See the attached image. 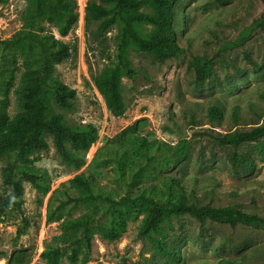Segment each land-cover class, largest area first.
Here are the masks:
<instances>
[{"label":"rangeland","instance_id":"rangeland-1","mask_svg":"<svg viewBox=\"0 0 264 264\" xmlns=\"http://www.w3.org/2000/svg\"><path fill=\"white\" fill-rule=\"evenodd\" d=\"M76 1L79 19L68 36L62 37L56 27L44 25L45 33L72 51L71 57L54 66L52 76L76 90L77 97L71 109L56 110L71 126H94L98 139L79 170L61 160L52 140L49 151L31 157V166L43 176L39 186L26 181L22 174L17 176L23 183L24 211L30 227L21 236V215L11 212L0 218V252L6 255L0 256V264H8L11 253L22 248L35 250L31 264H47L40 256L44 244L60 233L66 217L48 223L47 207L53 193L75 175L91 173L106 191H120L109 154L125 149L131 157L137 156L129 130L137 123L140 128L135 137L150 151L161 154L154 171L179 177L189 188L195 187L199 204L231 205L264 217V140L237 150L256 162L255 171L250 173L235 171L231 163L234 147H223L210 136L247 131L264 122V28L259 26L264 14L262 0H179L175 27L185 52L161 62L131 50L129 56L138 75L136 79H122L125 113L119 118L107 110L94 82L107 67L116 64L119 26L99 34L98 23L88 24L83 11L90 0ZM32 7L29 0L0 3V109L11 120L22 110L19 89L26 67L24 56L10 43L30 31L26 24ZM150 30L146 28L147 33ZM32 31L40 33L38 28ZM195 57L215 63L212 75L201 86L196 84V73L190 66ZM212 104L223 109L221 126L206 118V109ZM234 111H238V120L233 118ZM3 167L4 159L0 158V199L9 194ZM143 217L133 216L115 243L97 238L91 260L85 261L80 253L78 260L71 262L64 251L60 264L264 263V228L210 219L201 222L189 216L174 218L163 225L164 236H154L181 255L178 261L164 256L158 242L140 238Z\"/></svg>","mask_w":264,"mask_h":264},{"label":"trees","instance_id":"trees-1","mask_svg":"<svg viewBox=\"0 0 264 264\" xmlns=\"http://www.w3.org/2000/svg\"><path fill=\"white\" fill-rule=\"evenodd\" d=\"M29 1L33 6L26 24L30 31L10 43L25 59L24 82L19 89L22 110L11 120L0 109V158L4 159V183L9 189V194L0 199V218L11 212L21 215L23 228L18 234L21 236L25 235L30 222L24 211L23 183L17 176L22 174L34 186H39L43 177L39 170L31 166V157L49 151L52 140L61 160L79 170L85 165V154L98 139L94 126H71L57 112V108L71 109L77 97L76 90L52 76L54 66L71 57L72 51L68 45L44 32V25H52L60 36H68L79 19L77 1ZM178 1L87 2L86 22L98 23L99 34H106L114 26H119L116 64L94 78L106 108L113 117L119 118L125 113L122 79H136L138 75L129 56L131 50L149 54L161 62L179 58L185 52L178 42L175 27ZM262 2L264 6V0ZM259 26L264 28V14ZM148 27L151 30L147 33ZM33 28H38L40 33L33 32ZM245 57L249 63L257 66L248 54ZM214 64L213 59L201 57H195L190 63L196 73L198 86L212 75ZM194 117L192 113L191 120ZM206 118L221 126L225 119L223 109L217 104L210 105L206 109ZM233 118L238 120V111H234ZM139 128L138 123L129 128L134 135L132 140L137 156L131 157L125 149L109 154L115 163L120 191H106L94 175L81 173L68 183L61 184L53 193L47 207V222L66 217L60 225V233L44 244L45 250L40 256L47 264H60L64 251L68 252L71 262H76L80 253L84 254L85 261L91 260L96 239L107 243L119 241L133 216L144 215L140 238L158 242L164 256L178 261L181 255L154 236H164L163 225L174 218L189 216L201 222L210 219L230 225L241 223L264 228V217L245 213L231 205L213 207L199 204L195 187L189 188L179 177L154 171L156 163L161 161V154L157 150L150 151L135 137ZM210 136L223 147H234L231 163L235 171H255L256 162L239 155L237 150L244 144L261 143L264 140V122L247 131ZM34 255L33 248L15 250L9 256L8 264H31ZM0 256H6L5 252H0Z\"/></svg>","mask_w":264,"mask_h":264},{"label":"bare ground","instance_id":"bare-ground-1","mask_svg":"<svg viewBox=\"0 0 264 264\" xmlns=\"http://www.w3.org/2000/svg\"><path fill=\"white\" fill-rule=\"evenodd\" d=\"M83 11H85V8H84V6H83Z\"/></svg>","mask_w":264,"mask_h":264}]
</instances>
